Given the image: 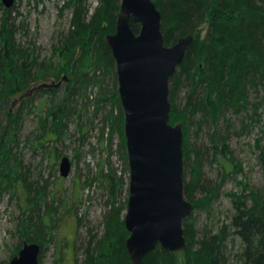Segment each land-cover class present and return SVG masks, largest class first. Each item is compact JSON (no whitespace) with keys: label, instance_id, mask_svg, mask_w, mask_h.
Listing matches in <instances>:
<instances>
[{"label":"trees","instance_id":"1","mask_svg":"<svg viewBox=\"0 0 264 264\" xmlns=\"http://www.w3.org/2000/svg\"><path fill=\"white\" fill-rule=\"evenodd\" d=\"M153 1L161 12L166 45L193 35L169 80L170 122H180L185 133V198L196 208L199 201L205 199L207 204L217 194L222 179L214 183L205 173L206 165L212 167L217 162L225 173H243L229 141L252 130L256 131L252 147L262 169V182L255 186L236 179L241 192L229 193L232 213L228 224L198 232L189 216L183 222L184 249L171 252L157 244L139 264H264V0ZM64 7L71 9L70 24L56 35L50 54L42 55L26 32L17 36L13 8L2 4L0 200L7 193L16 195L21 212L12 255L24 241H34L40 245V263L43 245L53 241L52 233L62 218V208L57 211L50 203L49 195L54 192L47 189L48 179L40 175L30 179L20 143L42 151V161L50 154L56 158L62 154L57 143H74L71 137L75 136L88 144V132L97 125L104 156L86 184L98 182L104 194V226L101 236L93 234L85 242L79 264H133L125 246L128 231L121 215L127 199L121 202L120 196L127 181L111 159L114 133L119 138L117 153L127 158L115 60L106 41V35L116 28L120 0H97L91 12L90 0H65ZM204 23L207 26L201 36ZM130 24L138 31L137 22ZM46 78L69 81L62 90L60 85L41 87L45 97L39 105L31 96L24 98L22 102L37 112L38 119L22 142L19 123L24 105L10 111L9 101ZM196 193L205 196L196 199Z\"/></svg>","mask_w":264,"mask_h":264},{"label":"water","instance_id":"2","mask_svg":"<svg viewBox=\"0 0 264 264\" xmlns=\"http://www.w3.org/2000/svg\"><path fill=\"white\" fill-rule=\"evenodd\" d=\"M0 1L9 8L15 0ZM130 21L139 24L138 31ZM192 40L186 34L164 43L161 12L153 0H121L116 28L106 35L124 116L129 176L123 221L133 264L157 244L171 252L186 246L183 222L194 207L183 194V127L170 122L169 80ZM70 168L69 157L62 156L60 174L67 176ZM39 254V243L24 241L6 264H39Z\"/></svg>","mask_w":264,"mask_h":264},{"label":"rangeland","instance_id":"3","mask_svg":"<svg viewBox=\"0 0 264 264\" xmlns=\"http://www.w3.org/2000/svg\"><path fill=\"white\" fill-rule=\"evenodd\" d=\"M65 0H15L12 5V15L16 18L15 26L17 36L22 32L27 34V39H34L37 46L41 48L42 55H49L56 35L61 30H66L71 20V9L64 7ZM97 0H90V12L96 5ZM2 16V3L0 1V19ZM207 24L200 27L201 36L206 30ZM69 79L60 82V90ZM53 82L52 78H46L31 84L29 89L20 96H16L9 101L10 111L16 110L20 105H24L22 119L19 123V135L22 142L27 135L34 130L38 119L37 112L28 109L22 101L27 96L34 99L35 104L43 102L45 94L40 90V84ZM2 112H0V124H2ZM99 118L96 119V123ZM88 132L89 137L85 141H77L76 137H71L73 141H63L57 143V150L62 154L54 157L50 154L48 159H42L39 149L35 150L26 143H20L23 153V162L28 165L29 172L35 177L38 175L48 179V190L50 193V203L58 211L62 208L61 219L58 222V229L53 231V241L43 245L41 260L39 264H79L83 259L85 242L93 235L98 237L103 232V213L105 212L104 194L98 182L93 181L91 185L86 184L94 177L98 162L103 158V152L98 145V126ZM185 134V133H183ZM1 135V126H0ZM256 138V131L243 133L230 139V148L234 156L240 160L243 173L230 170L227 173L222 171L220 163L214 162L213 166H205L206 175L214 183L220 182L217 194L207 204L205 199L199 201V206L194 208L190 215L194 228L198 231H206L211 228L218 229L228 224L229 216L232 213V201L229 193H240L241 188L237 185L236 179L246 180L249 184L259 186L262 182V169L257 161L253 143ZM118 135L114 133L112 138L111 159L118 168L125 181H128L129 170L127 158L117 153ZM13 146V145H11ZM126 151V150H125ZM68 156L71 168L67 176H62L59 171V162L62 156ZM220 164V165H219ZM50 173V174H49ZM184 174V171H183ZM120 201L124 202L128 197L126 188L123 187ZM204 193H196V199L204 198ZM54 200V201H52ZM16 195L10 197L3 195L0 200V264H6L12 255V250L17 245V235H15L16 221L20 218L21 212L18 208ZM125 208L121 215L125 214ZM65 210V211H64ZM79 218V220H77ZM61 224L59 225V223ZM21 247V246H20ZM230 249V245H228Z\"/></svg>","mask_w":264,"mask_h":264},{"label":"bare ground","instance_id":"4","mask_svg":"<svg viewBox=\"0 0 264 264\" xmlns=\"http://www.w3.org/2000/svg\"><path fill=\"white\" fill-rule=\"evenodd\" d=\"M121 1V0H120ZM50 174V173H49ZM209 200V199H208ZM124 216V215H123Z\"/></svg>","mask_w":264,"mask_h":264}]
</instances>
